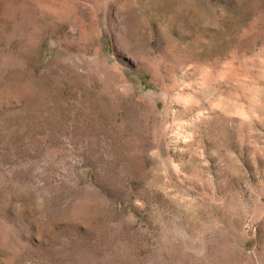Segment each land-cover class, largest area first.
<instances>
[{"label": "rangeland", "instance_id": "1", "mask_svg": "<svg viewBox=\"0 0 264 264\" xmlns=\"http://www.w3.org/2000/svg\"><path fill=\"white\" fill-rule=\"evenodd\" d=\"M0 264H264V0H0Z\"/></svg>", "mask_w": 264, "mask_h": 264}]
</instances>
